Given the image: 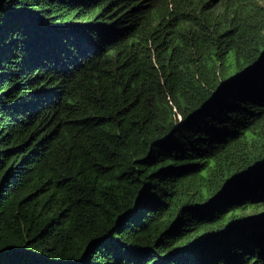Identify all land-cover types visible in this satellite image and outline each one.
<instances>
[{
    "label": "trees",
    "instance_id": "1",
    "mask_svg": "<svg viewBox=\"0 0 264 264\" xmlns=\"http://www.w3.org/2000/svg\"><path fill=\"white\" fill-rule=\"evenodd\" d=\"M0 264H264V0H0Z\"/></svg>",
    "mask_w": 264,
    "mask_h": 264
}]
</instances>
